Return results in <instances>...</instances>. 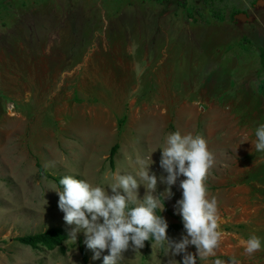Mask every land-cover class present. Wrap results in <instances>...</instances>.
<instances>
[{
  "label": "rangeland",
  "instance_id": "1",
  "mask_svg": "<svg viewBox=\"0 0 264 264\" xmlns=\"http://www.w3.org/2000/svg\"><path fill=\"white\" fill-rule=\"evenodd\" d=\"M263 63L264 0H0V264H83L81 250L102 264L83 234L67 238L49 188L64 176L95 186L132 171L175 131L202 136L216 156L206 184L222 239L200 264H264V248L248 256L240 244L251 235L264 244V152L254 146ZM172 193L160 213L168 224L181 221L179 181ZM54 226L66 229L54 249L18 240ZM124 255L125 264L169 259L151 242Z\"/></svg>",
  "mask_w": 264,
  "mask_h": 264
},
{
  "label": "clouds",
  "instance_id": "2",
  "mask_svg": "<svg viewBox=\"0 0 264 264\" xmlns=\"http://www.w3.org/2000/svg\"><path fill=\"white\" fill-rule=\"evenodd\" d=\"M254 137L255 150L264 152V124L255 128ZM158 149L159 173L152 170L156 163L152 154ZM215 164L216 156L202 136L175 131L167 134L162 145L137 155L132 171L110 172L95 186L64 176L59 180L60 188L52 185L49 190L58 196V209L71 226L67 238L75 244L78 234H83L93 261L102 257V264H125L126 252L140 254L145 242L150 241L152 248L169 258L167 264H200L216 256L222 239L218 200L208 198L206 184ZM177 181L181 197L175 201L174 214L180 216L183 231L175 238L167 234L168 223L160 213L164 211V200L173 196L172 187ZM158 185L164 186L162 192L157 191ZM240 244L248 256L264 248L256 235ZM191 247L195 253L189 250ZM156 264H162L161 260L157 259ZM211 264L240 261L233 256L227 261L215 258Z\"/></svg>",
  "mask_w": 264,
  "mask_h": 264
},
{
  "label": "trees",
  "instance_id": "3",
  "mask_svg": "<svg viewBox=\"0 0 264 264\" xmlns=\"http://www.w3.org/2000/svg\"><path fill=\"white\" fill-rule=\"evenodd\" d=\"M263 69H264V63L262 64ZM118 148V144H114L111 146L110 151H109V162L113 165V156L116 153ZM37 167L41 170L42 173L45 174L47 177H52L50 173L46 169H43L41 165L37 164ZM53 179L56 177H52ZM57 181V184H59L60 179H55ZM159 214V213H157ZM180 228H182V223L179 221L178 223H169L168 224V229L167 231H177ZM66 236V229L64 227H59V226H54L51 227L43 232L40 233H34L31 235H24L20 236L18 240L24 244L30 245L31 247H36L37 245H44L49 249H54L55 246H59L63 238ZM150 241H146L145 245L148 244ZM82 251V259H83V264H88L87 263V257L85 256V253L83 250Z\"/></svg>",
  "mask_w": 264,
  "mask_h": 264
}]
</instances>
